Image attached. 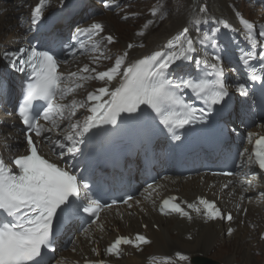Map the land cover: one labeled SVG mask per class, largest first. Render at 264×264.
I'll use <instances>...</instances> for the list:
<instances>
[{
	"label": "snow or ice",
	"instance_id": "obj_1",
	"mask_svg": "<svg viewBox=\"0 0 264 264\" xmlns=\"http://www.w3.org/2000/svg\"><path fill=\"white\" fill-rule=\"evenodd\" d=\"M47 2L48 0H39L31 13L32 24L40 21L49 30L52 39L41 44V47L47 50H38L29 46L8 54L11 67L17 72L25 73L28 81L22 93V101L19 103V118L26 125L27 132L34 133L37 139L34 140L33 135H27L25 152L10 157V163L0 156V264H51L50 253L55 249L56 233L61 226L69 224L82 213L99 219L102 209L111 207V205H102L98 200L91 199L87 195L89 185L83 182V177L66 165L64 159L69 154L72 158L82 155L80 145L85 143L83 137L90 129L103 124L115 125L121 113H135L144 105L151 108L161 118V123L173 134L174 139L179 140L180 137L176 135L175 129L205 120L211 114L213 105L221 104L229 96L219 54L222 49L217 42L216 34L204 33L194 39L189 35L190 29L184 27L163 46V50L154 51L142 59L128 62V53L125 52L118 56L114 65L106 71L96 73V69L85 66L81 71H90L96 75L82 76L80 79L94 78L111 84L119 77L118 86L111 89L107 86L100 87L97 90L98 94L89 93L87 100L78 104L75 100L71 104L60 103L66 99L70 89L62 86L65 77L58 72L60 62L54 47L57 22L43 18L44 6ZM115 2L116 0H105V6ZM63 3L64 0H61V4ZM157 11L158 9L154 7L152 15L155 16ZM199 12L205 13L206 6H201ZM237 17L239 23L246 29L245 38L251 41V48H255L254 24L243 18L240 13H237ZM152 23L153 21L149 20L145 27ZM192 23L199 25L201 20L195 17ZM219 23L225 29L231 27L227 21H219ZM101 31L103 26L99 23L76 29L77 34L89 35ZM219 31L220 29L217 28L216 33ZM143 34V32L139 33L141 36ZM259 35L264 37V24L260 25ZM106 39L108 43L113 42L111 35ZM197 43L210 44L217 54L211 61L207 57L203 60L196 59L194 54L197 53ZM128 47L132 48L134 45L129 44ZM254 59L256 53L253 50H241L239 60L244 65H249ZM177 61L191 62L195 68L204 73L205 78H201L199 74L185 72L184 75L173 79V71L170 69ZM259 62L260 74H257V69L253 68L250 74L252 80H264V51L259 53ZM177 68L181 72L185 71L180 65H177ZM77 75V72L69 73V77H77ZM81 86L75 85L77 88ZM185 90L195 94L202 101L203 107L196 109L184 103L177 93ZM238 91L242 95H247L244 83L239 84ZM104 96L108 99H102ZM89 101L93 103L89 104ZM77 107L87 108L90 113L83 122H72ZM197 111L200 113L199 116ZM41 119L47 121L51 127L40 123ZM65 120L69 122V130L64 134V140L68 143L59 140L53 142L50 137L44 136V133L51 132ZM251 137L252 134H249L250 143ZM45 139L52 145L49 152L55 155V160L45 155L40 148ZM56 148L61 151L56 152ZM65 148L67 152L63 151ZM244 151L247 153L248 149L245 148ZM247 163L258 164L259 168L264 170V136L255 140V147L248 155ZM85 200L87 203H84ZM124 203L127 201L125 200ZM200 203L209 210L207 213L209 217L220 216V210L215 208L213 203L205 199H201ZM163 206L162 212L165 207L171 206L173 211L188 215L179 204L170 205L168 199L163 201ZM188 207L200 211L194 204H189ZM227 219L231 221L232 215L229 214ZM229 231L231 232V229ZM148 243L150 241L141 234L135 236V241L121 236L107 248V252L109 254L118 252L121 245H133L139 248L140 244ZM177 256L181 260L188 259L187 256L179 253ZM94 264H104V261H97Z\"/></svg>",
	"mask_w": 264,
	"mask_h": 264
},
{
	"label": "bare ground",
	"instance_id": "obj_2",
	"mask_svg": "<svg viewBox=\"0 0 264 264\" xmlns=\"http://www.w3.org/2000/svg\"><path fill=\"white\" fill-rule=\"evenodd\" d=\"M25 4H23V2ZM65 1V0H64ZM165 1V0H164ZM169 1V0H168ZM177 5L170 12L169 17L164 22V24H159L157 28L150 26L146 27V34L144 37L139 38L138 40L132 41L134 47L129 48L128 45L132 44L131 41L138 35L134 36V33H129L127 40L124 39L119 41L121 45L122 53L119 55H123L125 52L128 53L127 61L134 62L135 60L142 59L146 55H151L154 51L163 50V46L167 44V42L175 37L180 31L183 30L184 25L187 23V19L192 14V9L197 7V12L195 17H198L201 20L199 25H195L194 23L190 26L189 35L194 39L198 35H202V33L197 32V28L207 24L208 22H214V26H218L220 29V36L227 38V30H239L242 36H245V30L238 24L236 18H233V13L230 10L231 3L238 2L240 0H176ZM18 2L20 3V7H18ZM175 2V1H174ZM39 3V0H0V46L7 44V42L12 39H17L20 37V26H18V14L19 13H27L32 8ZM48 7L53 10L57 6L61 4V0H48ZM155 4V3H154ZM164 6V5H163ZM201 6H206V12H199V8ZM18 7V8H17ZM141 7V6H140ZM147 9V8H146ZM153 9V8H152ZM18 10V11H17ZM142 10V9H141ZM161 10V9H160ZM149 11V10H148ZM159 12V10H158ZM164 12V11H163ZM145 14V13H144ZM162 14V13H161ZM166 13H164L165 15ZM140 16V15H138ZM115 17V16H114ZM114 17L110 15L109 12L105 13L104 24L105 25V33H110L113 36L117 29L120 28L115 24ZM151 17V16H150ZM152 18V17H151ZM156 18V16L154 17ZM164 18V17H163ZM22 19H20L21 21ZM142 20V19H141ZM163 20V19H162ZM158 21V20H157ZM219 21H227L230 24V28L225 29ZM135 22V21H134ZM139 23V22H138ZM24 24V23H22ZM158 24V23H157ZM129 26V25H128ZM210 28V26H209ZM131 29V28H130ZM138 30V28H137ZM127 31V30H126ZM141 32V31H140ZM114 33V34H113ZM125 33V32H124ZM215 33V30H211L209 32L210 35ZM139 34V31L138 33ZM127 35V34H125ZM6 36V38H4ZM123 39V38H122ZM143 44L144 47L141 48L139 44ZM197 53L196 56H199L203 53L204 49L207 47L206 45L196 44ZM120 48V47H119ZM76 72L84 74L81 69H78ZM102 87L107 86L110 89L114 86L118 85L119 77L112 81L111 84H106L105 81H100ZM4 109L0 108V116L1 112ZM7 118L9 117V113L6 114ZM14 127H4L3 135L12 134ZM7 141H9L7 139ZM166 187L174 190L175 192L181 194L184 197H193L197 193V184L196 183H185V184H170L167 183ZM258 213V209H254L249 207L248 213L244 217V223L248 219H252L254 215ZM142 218L141 220L139 218ZM154 219L155 225L158 227V230H151L150 220ZM142 223H146L148 225V232L151 235L153 243L150 245L149 253L147 255H162L168 256L173 254L174 252H181L185 255L190 256L191 264H205L206 261L209 262L208 254L216 249V246L221 244L219 247L221 249L232 248L233 256L225 259L224 264H235L236 260L234 257L236 255H241L243 249H245L247 238L253 237V232L249 228H239L233 236H226V229L215 224L203 225L200 222H193L191 224H187L184 221H164L160 219L158 216L152 214L148 211L147 214H138L129 224L130 232H139V225ZM262 222L257 221V224ZM264 224V223H263ZM175 233V235H172ZM144 234H147L146 232ZM192 237L191 240H188L187 237ZM235 238L233 243L231 244V238ZM261 247L259 250L264 252V243L260 244ZM219 249V248H218ZM88 247L86 244L81 246L80 252H87ZM250 249L243 257L244 263L248 262L251 264V260H253V256L251 255ZM253 251V250H252ZM74 259H78L77 255H72ZM144 254L134 255L128 259H122V261L115 262L116 264H143L144 262ZM243 263V264H244Z\"/></svg>",
	"mask_w": 264,
	"mask_h": 264
},
{
	"label": "rangeland",
	"instance_id": "obj_3",
	"mask_svg": "<svg viewBox=\"0 0 264 264\" xmlns=\"http://www.w3.org/2000/svg\"><path fill=\"white\" fill-rule=\"evenodd\" d=\"M136 1L137 2H135V4L131 7V10H130L131 13H134V14H132V16L126 15V13H129V12H125V14H120L119 17L112 15L110 13V15H112L113 17L115 16L114 17L115 24H117L118 26L120 25V28H118L117 32L115 33L116 37H115L114 42H113L114 49H116L115 47L121 48L119 41H121V40L124 41V39L125 40L129 39L128 35L130 32L134 33V36L138 35V36H136V38H141V35H139L137 33H138V30H140L141 26L144 24V20H147L150 18V20L153 21L152 25L155 28H157L159 26V24H161V23L164 24V22L169 17V14L173 10V8L178 6L176 0H169V1L168 0H165V1L164 0H136ZM154 7H156L159 10V12L157 11V14L155 15L156 18H154L155 16L152 15V8H154ZM238 8H241V7H238ZM244 9H246V8H244ZM164 13H166V14L164 15ZM244 13H245V15L249 16V13H247L245 11H244ZM103 15H105V14H103ZM138 15H140V16H138ZM136 16H138L139 18L134 20ZM128 17H132L133 19L129 18V21L123 22V21H125V19L127 20ZM99 21H104V19L101 18V19H99ZM137 28H138V30H137ZM141 32H144V31H141ZM141 32H139V33H141ZM125 34H127V35H125ZM4 38H6V36ZM232 238L230 240L231 244L233 243V240L235 239V238H233V239ZM252 243H249V245H246L245 249H243V251L241 252V255H244L246 252H248L250 249H252L253 251L251 250V255L254 258H253V260H251V264H264V252L262 250H259L261 247V245H260L261 243H258V245H257L258 248H257L256 244H254V243L252 244ZM220 245L221 244L219 243V245L216 246V249H214L212 252H210L207 257L210 260H214L218 263L224 264L226 262L225 261L226 258H230L233 256V249L229 247V248L222 250L221 249L222 246L219 247ZM147 253H149V251ZM258 253H260L261 255H259ZM241 255L238 254L234 257V259L236 260L235 264H243L244 263L243 257H241ZM244 264H250V263L245 262Z\"/></svg>",
	"mask_w": 264,
	"mask_h": 264
},
{
	"label": "water",
	"instance_id": "obj_4",
	"mask_svg": "<svg viewBox=\"0 0 264 264\" xmlns=\"http://www.w3.org/2000/svg\"><path fill=\"white\" fill-rule=\"evenodd\" d=\"M209 264H212V262H211V263H209Z\"/></svg>",
	"mask_w": 264,
	"mask_h": 264
}]
</instances>
